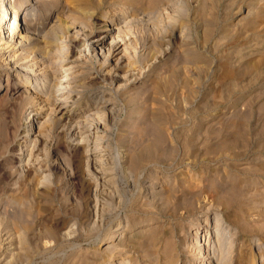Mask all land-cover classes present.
I'll return each instance as SVG.
<instances>
[{"label": "rangeland", "instance_id": "374dc122", "mask_svg": "<svg viewBox=\"0 0 264 264\" xmlns=\"http://www.w3.org/2000/svg\"><path fill=\"white\" fill-rule=\"evenodd\" d=\"M26 11L17 22L33 27L0 46V264H209L196 245L212 203L227 220L219 264H264V0H29ZM119 18L115 70L83 51ZM74 60L47 81L48 65ZM59 76L67 117L50 103ZM103 93L107 132L76 139Z\"/></svg>", "mask_w": 264, "mask_h": 264}, {"label": "bare ground", "instance_id": "6f19581e", "mask_svg": "<svg viewBox=\"0 0 264 264\" xmlns=\"http://www.w3.org/2000/svg\"><path fill=\"white\" fill-rule=\"evenodd\" d=\"M27 1L29 0H26L25 2H22L21 0H3L2 1V4L0 5V46L1 49L3 50H6L8 47L10 48V45L12 43H15V37H16V34H18V38H20V40L22 41V38L24 37L22 32L23 30L25 29H31L33 26L31 23H25L24 24H19L17 21L20 19H23L26 21V16H27ZM40 1V0H39ZM22 9V10H21ZM14 10V16L11 17V15L9 16V13L11 14V11ZM123 10V9H122ZM129 10V9H128ZM125 11V10H124ZM127 11V10H126ZM132 11V10H131ZM123 12V11H122ZM121 13V12H120ZM119 13V14H120ZM122 15V14H120ZM128 16V15H127ZM126 16V17H127ZM122 17V16H121ZM124 20V19H123ZM110 21V20H109ZM121 21V18L119 19H116L115 21L112 22V24H110L109 28L107 29V31L95 38L94 40H92L91 42H89L88 44V48L84 49L86 52H84L83 50V55H88V54H91L93 52L96 53L97 50H99L100 52H102V57H103V62L104 64H108L110 60H115L114 62V69H120L122 67V63L125 61L126 57H125V52L127 53V51H125L124 49V44H123V40L119 39V38H114L112 35L114 33V31L116 30V28L113 27V25H117V23ZM121 24V22H120ZM118 24V26L120 25ZM119 30V28H118ZM102 34V33H101ZM109 39H111L110 42H107ZM78 40V39H77ZM10 44V45H9ZM18 45V44H17ZM15 47V46H14ZM85 48V47H84ZM73 50V49H71ZM78 51V50H77ZM54 52V51H53ZM58 52V51H57ZM2 53V52H1ZM61 53V52H60ZM59 53V54H60ZM78 55V54H77ZM99 55V54H98ZM127 55V54H126ZM49 56V55H48ZM57 56V55H56ZM79 57V56H78ZM75 58V57H74ZM77 58V57H76ZM12 59V58H11ZM10 59V60H11ZM50 59V58H49ZM67 59V58H66ZM78 59V58H77ZM56 60V59H54ZM71 60V59H70ZM17 61V60H16ZM51 61V60H50ZM128 61V60H127ZM126 61V62H127ZM73 62V63H72ZM49 63V62H48ZM55 63V62H54ZM16 64H14L15 66ZM18 65V64H17ZM21 65V64H20ZM76 62L75 60L74 61H67V62H64L63 64H61L59 66V70H53L52 68H49V65L46 69V71L48 72V77H47V81L49 82L50 80H52V77L55 78V76L57 75V73H63L64 71H68L70 72L71 70H73V68L76 67ZM19 66V65H18ZM23 66V65H22ZM55 67V66H54ZM31 68V67H30ZM123 68V67H122ZM41 69V68H40ZM57 69V68H56ZM113 69V70H114ZM112 70V71H113ZM126 71V70H125ZM120 73V72H119ZM123 73V72H122ZM33 75V74H32ZM69 73L65 74L64 76H68ZM122 75V74H120ZM119 74L114 73L113 76L115 78H119L120 77ZM37 76V75H36ZM35 76V77H36ZM58 77V76H57ZM61 76H59L58 78V81H59V89L60 90H63L61 91V93L58 94L57 97L55 98H52L51 99V102L52 105H53V109L54 111L57 113V114H60L62 117H67L69 116L70 113V110H68L66 107H65V102H66V98L67 96H65L66 94V84L63 86L62 83L65 82V83H70V78H67V79H61L60 78ZM63 77V76H62ZM38 78V77H37ZM36 79V78H35ZM34 79V80H35ZM57 79V78H56ZM55 79V80H56ZM40 80V79H39ZM119 80V79H118ZM36 81V80H35ZM46 81V82H47ZM57 81V80H56ZM117 81V80H116ZM127 81V80H126ZM43 82V81H41ZM115 82V81H114ZM40 82L39 81H36L35 84L33 85L34 87H40L41 89H44L42 87V85L39 84ZM45 84V82L43 83ZM58 84L56 86H59ZM62 85V86H61ZM59 89H56L57 91ZM38 89H33V88H30L29 91L27 93H29L28 95H31L33 96L34 94L38 93L37 92ZM60 92V91H58ZM22 94V93H21ZM105 93L102 94V96L100 97L102 100V105L100 104V107L96 108L98 106V103H96L95 101L91 104L92 107L96 108V110H93L92 112L90 111V113H88L87 115V119L85 118V120H87V122L83 123V122H78V124H75L73 123V125L77 128L79 127L80 123L84 124L82 126L85 127V129L81 130L79 129L77 132L74 133L73 136L77 137L79 136L80 137V134H82L83 132H90L92 130L93 133L91 134L92 136H94V143H95V140L96 142L100 141L102 136L98 133L100 132L101 134H105L107 132V126H106V123H105V120H103V115L106 114H110L112 113V115L115 113V108H114V103L112 102L113 100H110L109 98H106V99H103L105 96H104ZM26 95V94H25ZM28 97V96H27ZM46 105V103H45ZM57 116V115H56ZM105 116V117H106ZM45 117V116H44ZM61 117V118H62ZM98 119V120H95V119ZM48 119V118H47ZM68 119V118H66ZM106 119V118H105ZM46 120V118H45ZM95 120V121H94ZM67 121V120H66ZM84 121V120H83ZM76 122V121H75ZM42 123V122H41ZM66 124V123H65ZM72 126V125H71ZM30 127V126H28ZM74 127V129H75ZM81 127V126H80ZM83 127V128H84ZM30 130L31 127L29 128ZM28 129V130H29ZM27 130V132H28ZM76 130V129H75ZM69 131V130H68ZM87 132V134H88ZM73 133V132H72ZM90 133L88 135H90ZM29 134V133H28ZM26 134L25 136L28 138L29 135ZM96 134V135H95ZM83 136V135H81ZM105 136V135H104ZM87 137V135H86ZM85 138V137H84ZM89 140L91 139V137H87ZM104 139V138H103ZM75 140V139H74ZM73 140V141H74ZM82 140V139H80ZM93 140V139H92ZM79 141V140H78ZM86 141V140H85ZM79 143V142H78ZM96 146V145H95ZM93 145V148H88V158L87 160L89 162L92 163V166L94 167L95 171L102 176H104L106 174L105 172V169H103V158H101V152L99 151V148L96 146L95 147ZM99 146V145H98ZM21 149V148H20ZM87 155V154H86ZM100 157V158H99ZM97 175V174H96ZM95 188V187H94ZM164 189L163 188V185H162V188L159 189L157 192H159L158 194L161 193V190ZM165 189H166V192L168 194L169 197H173L176 195V192L174 190V187H172L169 183L165 184ZM166 194V193H165ZM206 211V219H204L206 221V226L208 227L207 230H208V233L209 235L207 234L208 238H204L203 240H201V242L199 243V245H196V249L197 250H201L203 249V253L202 251H200L199 253H196L198 254V259L199 260H204V261H207L209 260V264H219V259H217V252H219V248L215 246L216 245H219V247L221 248L223 243H224V240H223V229H222V226L225 222H227L226 218L225 217H220V211L214 206V204L212 203L211 206H209L208 208L205 209ZM211 214H214V218L211 220V219H208V216L211 215ZM208 220V221H207ZM211 225H213V227H211ZM213 229V230H212ZM116 235H111L109 237V240L111 241H116L117 240V237H115ZM198 239V238H197ZM198 241V240H197ZM141 243V242H140ZM8 246V245H7ZM12 247V246H11ZM11 247H7L8 249H11ZM17 249V248H16ZM222 249V248H221ZM5 248H3V250H1V254L2 252H4ZM7 251V250H6ZM10 252V251H9ZM15 253V251H14ZM0 254V257L2 256ZM12 254V253H11ZM10 257V256H9ZM221 263V262H220Z\"/></svg>", "mask_w": 264, "mask_h": 264}]
</instances>
